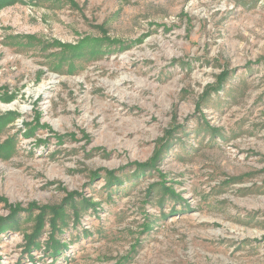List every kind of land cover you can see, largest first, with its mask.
I'll list each match as a JSON object with an SVG mask.
<instances>
[{"label":"rangeland","instance_id":"374dc122","mask_svg":"<svg viewBox=\"0 0 264 264\" xmlns=\"http://www.w3.org/2000/svg\"><path fill=\"white\" fill-rule=\"evenodd\" d=\"M89 39L101 52L66 58ZM32 205L67 218L53 233L48 211L27 253ZM17 208L0 264H264V0L1 7L0 218Z\"/></svg>","mask_w":264,"mask_h":264},{"label":"trees","instance_id":"16d2710c","mask_svg":"<svg viewBox=\"0 0 264 264\" xmlns=\"http://www.w3.org/2000/svg\"><path fill=\"white\" fill-rule=\"evenodd\" d=\"M17 0H0V8L3 7L5 4H12ZM114 42L112 41H108V45L112 44ZM104 45V39H89L87 41L84 42L83 46H77L76 48L74 47H69L70 45L67 46V53H70L69 56H66V58L69 59H75L77 57H84L86 55L91 54V56L96 55L97 53L101 52V47ZM87 47H91V50ZM87 49V50H86ZM62 54H64L62 52ZM230 77V73L229 72H222L218 77H217V82L215 84H211L209 86H207L205 88L206 93L204 94L203 100L207 99L209 95H211L212 92H218L220 91L223 87H225V83L228 82ZM4 123H6L5 121H3ZM171 133V132H169ZM170 146V141L166 140L164 141L161 146H159V148L157 149L154 157H152L148 162L146 163H136L135 164V172H136V176H142L143 174H145L148 170L150 169H154L156 168V164L158 162V160L162 157V154L164 152V150L166 148H168ZM106 175L108 177V188H112L114 186H120L124 183V180L119 177L116 174V171H106ZM164 188L167 190L169 188H167L166 186H164ZM169 192L174 193V191L170 190ZM73 199V198H72ZM87 202V201H86ZM33 208L34 206L32 205L31 207H29L28 209H24L22 210V212H27L28 217L29 218H33L34 220H36L35 226L32 229V232L29 234L27 231H24V235L26 237L27 240V253H31L36 249H40L43 245L41 244V242L39 241V237L42 234V230L44 229L43 227L45 226V216L47 214L48 211H51L53 213V217H52V225H53V233L54 232H59L61 231V227L59 225V221L61 220L64 224H66V218H67V213L65 210V207H48V206H44L40 208V212L38 213V215H34L33 212ZM20 209L17 208L16 210H14L11 214V217H9V223L4 222L3 218H0V232H6L8 230H13L14 232L20 231V227L19 225H17V216L20 214L21 211H19ZM27 210V211H26ZM74 210H75V214H79V211L76 207V205H74ZM75 218H77L75 216ZM15 219V220H14ZM51 242L48 244L50 246H45L46 248H49L51 246L52 247V254H58L60 252V248L58 247L60 245V240L57 239L55 237V234L52 235L51 237Z\"/></svg>","mask_w":264,"mask_h":264},{"label":"bare ground","instance_id":"6f19581e","mask_svg":"<svg viewBox=\"0 0 264 264\" xmlns=\"http://www.w3.org/2000/svg\"><path fill=\"white\" fill-rule=\"evenodd\" d=\"M8 106H9V105H8ZM8 106H7V107H8ZM9 107H10V106H9ZM9 107H8V108H9ZM10 108H11V107H10Z\"/></svg>","mask_w":264,"mask_h":264}]
</instances>
